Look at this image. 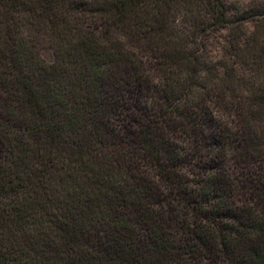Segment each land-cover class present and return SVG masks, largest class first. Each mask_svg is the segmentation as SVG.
Wrapping results in <instances>:
<instances>
[{
    "label": "trees",
    "instance_id": "obj_1",
    "mask_svg": "<svg viewBox=\"0 0 264 264\" xmlns=\"http://www.w3.org/2000/svg\"><path fill=\"white\" fill-rule=\"evenodd\" d=\"M0 264H264V0H0Z\"/></svg>",
    "mask_w": 264,
    "mask_h": 264
},
{
    "label": "rangeland",
    "instance_id": "obj_2",
    "mask_svg": "<svg viewBox=\"0 0 264 264\" xmlns=\"http://www.w3.org/2000/svg\"><path fill=\"white\" fill-rule=\"evenodd\" d=\"M262 0H225L226 4L231 7V8H234V7H250L251 5L253 4H256V3H260ZM60 15H63L65 20L71 24L73 27L76 26V24L73 23V17L74 15L72 13H64V12H59ZM76 28V27H75ZM75 28L72 29V32H73V35H79L80 34V31L76 30L75 31ZM220 38L217 37V36H214V38H208L207 41L205 40L206 44V48H204V51H205V56L207 58H210V60H216V58H218L221 54V50L220 48H218L217 46V40H219Z\"/></svg>",
    "mask_w": 264,
    "mask_h": 264
}]
</instances>
